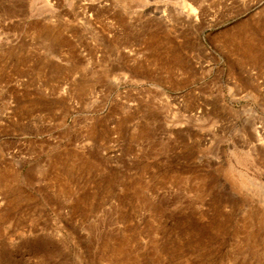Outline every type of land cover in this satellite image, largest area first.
<instances>
[{
    "label": "rangeland",
    "instance_id": "1",
    "mask_svg": "<svg viewBox=\"0 0 264 264\" xmlns=\"http://www.w3.org/2000/svg\"><path fill=\"white\" fill-rule=\"evenodd\" d=\"M0 264H264V0H0Z\"/></svg>",
    "mask_w": 264,
    "mask_h": 264
},
{
    "label": "bare ground",
    "instance_id": "2",
    "mask_svg": "<svg viewBox=\"0 0 264 264\" xmlns=\"http://www.w3.org/2000/svg\"><path fill=\"white\" fill-rule=\"evenodd\" d=\"M44 2H46V1H44ZM260 131H261V130H260ZM258 132H259V131H258ZM258 132H257V133H258Z\"/></svg>",
    "mask_w": 264,
    "mask_h": 264
}]
</instances>
